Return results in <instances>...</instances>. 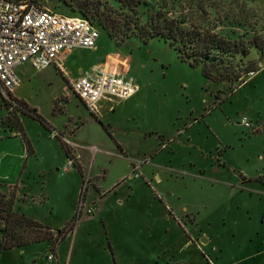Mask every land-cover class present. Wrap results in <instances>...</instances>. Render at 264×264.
<instances>
[{"label":"rangeland","instance_id":"rangeland-1","mask_svg":"<svg viewBox=\"0 0 264 264\" xmlns=\"http://www.w3.org/2000/svg\"><path fill=\"white\" fill-rule=\"evenodd\" d=\"M36 1L58 15L82 17L74 11L86 8L96 22L129 13L119 0ZM159 6L140 5L142 20ZM162 10L230 46L211 78L169 41L117 43L97 26L96 49L63 52L42 71L23 67L14 93L0 95V192L15 195L14 213L52 231L42 244L2 251L0 264L41 262L51 248L60 264H114L108 242L117 264H264V0H168ZM100 64L139 86L105 117L71 91ZM92 180L106 193L101 199ZM11 233L33 234L26 226Z\"/></svg>","mask_w":264,"mask_h":264},{"label":"built area","instance_id":"built-area-1","mask_svg":"<svg viewBox=\"0 0 264 264\" xmlns=\"http://www.w3.org/2000/svg\"><path fill=\"white\" fill-rule=\"evenodd\" d=\"M99 39L100 31L83 17L58 15L30 1L0 0V95L8 98L21 84L20 69L25 65L45 70L63 52L96 49ZM123 72L95 65L71 83V91L86 109L99 114L103 102L126 101L138 93L139 86ZM241 122L250 127L247 117ZM69 163L75 166L72 159ZM56 259L51 251L44 264H56Z\"/></svg>","mask_w":264,"mask_h":264},{"label":"trees","instance_id":"trees-1","mask_svg":"<svg viewBox=\"0 0 264 264\" xmlns=\"http://www.w3.org/2000/svg\"><path fill=\"white\" fill-rule=\"evenodd\" d=\"M24 1L39 4L36 0ZM148 1L157 4L161 3L162 6H159L157 12L152 13L143 21L142 14L138 7L142 4H146ZM119 2L123 8L129 9V13H124V11H122L118 16L109 15L99 22H96V18L90 14V11L86 8L81 7L79 11L74 12L87 19L94 27L97 28L98 26L107 33L110 39L115 40L117 43H123L130 38H137L144 44L156 38H161L166 42L169 41L183 61H185V58H191V66L202 63L203 75L208 79L212 77L213 69L216 66H220V63L224 61L225 55H228V53L232 51L225 40L218 39L214 34H211V32H204L200 27L187 29L184 27V21L169 17V13L163 12L162 10L168 6V0H119ZM246 51L245 49L242 50L244 54L248 53ZM217 55L220 56L219 62H208L209 59ZM236 78H239V73L236 75ZM21 105L32 118L47 126L36 109L29 108L24 102H22ZM23 140L30 146L26 137L23 136ZM61 147L65 156L70 158L68 149L63 145H61ZM30 153L32 154V152L29 151V154ZM14 197L15 195L12 194L10 198L6 200V197L0 192V219L4 221V228L0 229L3 233V238L0 242V252L8 251L18 246H25L36 241H48L52 236V231L49 228L36 222L29 221L23 215L13 212L12 206ZM71 224L72 226L68 225V227L72 231L75 224L74 221ZM23 226H26V228L30 227L33 233L32 236L29 235L31 236L30 240H28L29 236L22 238L17 237L15 233H11V231L14 232L17 227ZM7 232H9V234L5 236Z\"/></svg>","mask_w":264,"mask_h":264},{"label":"crops","instance_id":"crops-1","mask_svg":"<svg viewBox=\"0 0 264 264\" xmlns=\"http://www.w3.org/2000/svg\"><path fill=\"white\" fill-rule=\"evenodd\" d=\"M26 66H28V67H30L29 65H25L24 67H26ZM23 68V67H22ZM21 68V69H22ZM20 69V70H21ZM21 74V73H20ZM14 93V92H13ZM135 97V96H134ZM133 97V98H134ZM132 99V98H131ZM130 99V100H131ZM129 101V100H128ZM124 102H127V101H124ZM120 103H123V102H117V103H115L114 105V107H112L111 105H105V106H103L102 108H101V112H103V116L105 117V115H106V112L107 111H115L116 110V108L120 105ZM83 104V103H82ZM85 107V106H84ZM86 108V107H85ZM116 146H117V148L118 149H120L121 151H122V149H121V145L119 144V143H117L116 142ZM35 151L33 150V155H35ZM80 161V160H79ZM152 162H154L153 161V158L151 159V163ZM129 165H131V164H129ZM79 168H81L82 170L84 169V167H83V165L81 164V162H79ZM81 166V167H80ZM131 170H133V169H131ZM78 172H80L79 171V169H78ZM84 172V171H83ZM81 173V172H80ZM128 173H130L129 171H128ZM152 173H153V177L154 176H156V178H158V175H155L156 174V171H152ZM82 174V173H81ZM127 173H125L123 176H125ZM130 178H131V176H130ZM162 180V179H161ZM91 186H92V188L94 189V190H96L95 192H96V194L98 195V199H101L102 198V194L103 195H106V193L105 192H101L102 190H101V188H99L96 184H95V181H93L92 180V184H91ZM123 196V195H122ZM131 196H132V193H128V195H125V199L128 201V199H130L131 198ZM118 205L120 206V207H123L124 206V204H125V202L124 201H122L121 199H119L118 200ZM192 214V213H191ZM36 221V220H35ZM36 222H38V223H40L39 221H36ZM41 225H43L42 223H40ZM76 227H77V224H76V226H75V228H74V231H75V229H76ZM186 226H184V233H185V235H187L186 234ZM189 233H190V231H188ZM73 233L74 232H72V234L71 235H73ZM69 236H66L65 238H64V241L68 238ZM190 239V241H191V243H189V245H190V247H192V248H194V249H197L198 251L200 250V248L197 246V244H196V239L195 238H193V236H192V234H191V237L189 238ZM203 240V242L204 243H206L207 241L203 238L202 239ZM63 241V242H64ZM43 242H46V241H43ZM62 242V243H63ZM61 243V244H62ZM37 244H42V242H37ZM60 244V245H61ZM108 244L110 245V249H111V254H112V256H113V260H114V264H117V262H116V258H115V249L113 248V246H111V243L110 242H108ZM28 245H30V244H28ZM59 245V246H60ZM25 246H27V245H25ZM51 251H53L55 254H56V256H57V259H56V264H60V262H59V255H58V249H57V251H56V249H53V248H51L50 249V251L49 252H51ZM48 252V251H47ZM0 254H2V252H0ZM1 256V255H0ZM45 258H46V256H45ZM45 258H44V260L43 261H41V262H38V261H35L34 263H32V264H44L45 263ZM35 259V258H34ZM29 260H31V259H29ZM181 264H187L186 262H181Z\"/></svg>","mask_w":264,"mask_h":264}]
</instances>
